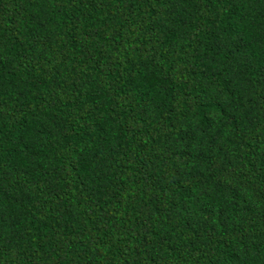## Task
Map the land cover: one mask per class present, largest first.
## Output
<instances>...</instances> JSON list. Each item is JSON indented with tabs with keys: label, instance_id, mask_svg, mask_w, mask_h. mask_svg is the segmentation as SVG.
Wrapping results in <instances>:
<instances>
[{
	"label": "trees",
	"instance_id": "1",
	"mask_svg": "<svg viewBox=\"0 0 264 264\" xmlns=\"http://www.w3.org/2000/svg\"><path fill=\"white\" fill-rule=\"evenodd\" d=\"M0 264H264V0H0Z\"/></svg>",
	"mask_w": 264,
	"mask_h": 264
}]
</instances>
